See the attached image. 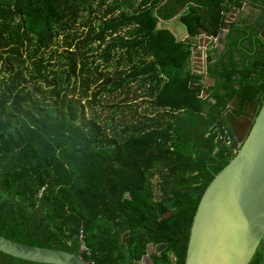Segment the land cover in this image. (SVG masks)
<instances>
[{
    "label": "trees",
    "instance_id": "16d2710c",
    "mask_svg": "<svg viewBox=\"0 0 264 264\" xmlns=\"http://www.w3.org/2000/svg\"><path fill=\"white\" fill-rule=\"evenodd\" d=\"M233 1L188 0L180 40L158 27L169 0H0L1 235L87 264H138L150 245L153 264H184L197 204L240 151L231 121L264 102V22L227 21ZM224 28L208 86L191 48Z\"/></svg>",
    "mask_w": 264,
    "mask_h": 264
},
{
    "label": "water",
    "instance_id": "95a60500",
    "mask_svg": "<svg viewBox=\"0 0 264 264\" xmlns=\"http://www.w3.org/2000/svg\"><path fill=\"white\" fill-rule=\"evenodd\" d=\"M246 3L234 4L229 19L245 14ZM248 107L252 116L240 151L210 181L197 204L184 264H250L264 239V102L261 108L247 103ZM0 251L41 264H87L73 253L25 244L1 234Z\"/></svg>",
    "mask_w": 264,
    "mask_h": 264
},
{
    "label": "flooded vegetation",
    "instance_id": "af4514ba",
    "mask_svg": "<svg viewBox=\"0 0 264 264\" xmlns=\"http://www.w3.org/2000/svg\"><path fill=\"white\" fill-rule=\"evenodd\" d=\"M167 1L168 0H166L165 2H167ZM169 1L174 2V3L177 2V6L175 7L177 12H185L186 9L188 8V6L185 7V5L188 4V0H182L181 2H178V0H169ZM240 1L241 0H234L233 3H230L229 12L227 14L228 18L226 17L227 20H231V19H229V13L231 11L232 6L236 3H239ZM244 1L247 2L246 5H248L250 7V9L247 8V6H246L244 8L245 14H242V13L237 14L239 16L232 18L231 21L240 23V20L243 18L242 16H247L250 19H251V17H253L254 21L259 23L257 26V27H259L260 23L262 22V19L261 18L258 19L259 14H257L256 9L264 8V0H244ZM175 15H177V14H175ZM250 19L246 20L247 24L251 22ZM240 24H243V23L241 22ZM224 30H225V28L223 29V31ZM254 33H255L254 35H256V36L259 34L261 35V31H259V33L256 34V31L254 30ZM262 37L264 39V35H262ZM251 41H253V40L251 39L250 42ZM253 43H254V41H253ZM244 44L246 45L247 48H249V45L247 43H243V45ZM249 105H251V104H249ZM249 110H250L249 107L247 109L244 107V111L246 114L242 115L241 117H235V119L231 123L232 127H233L234 134L236 135L235 136L236 141L239 140L240 142H242L244 140V137H245L247 131H248V128L250 126L251 116H252V113ZM149 250H150V254L148 255V251H147L146 255L143 256L142 260L139 261L138 264H153L151 257L153 255V253L157 250V246H152Z\"/></svg>",
    "mask_w": 264,
    "mask_h": 264
},
{
    "label": "crops",
    "instance_id": "0c3cea01",
    "mask_svg": "<svg viewBox=\"0 0 264 264\" xmlns=\"http://www.w3.org/2000/svg\"><path fill=\"white\" fill-rule=\"evenodd\" d=\"M166 0H163V2H161L160 5H164ZM137 4L139 3V1L136 2ZM247 6V8L250 9V7L248 5L245 4V7ZM244 7V8H245ZM252 8V7H251ZM247 10V9H246ZM186 12V11H185ZM185 12H177V15L173 16V17H170L169 19H166V20H163V19H159L158 20V27H166L168 29H170L172 31V33L174 34L175 37H177V39L179 38L180 40H183L182 38H187V30H186V27L185 25L179 20V16L181 14H184ZM229 12V9L226 11V17L228 18L227 14ZM256 12L257 14H259V18L262 19V22L260 24H262L264 22V19H263V15H264V8H260V9H256ZM178 18V19H177ZM251 22H255L254 21V18L251 17L250 19ZM262 27H256L254 30L256 31V34L259 33V31H261ZM225 30L227 31V34H228V29L225 28ZM224 33L225 31H223L222 34H220V39H219V43L217 45V49H219V53L223 52L225 50V47H226V37H224ZM186 36V37H185ZM201 36V35H200ZM199 36V37H200ZM197 37V39L199 38ZM211 57V60L210 62H212V55L209 56ZM191 59V58H190ZM189 59V60H190ZM194 61H191L189 62V65H188V69L191 71L192 68L190 67V65H192L194 67ZM192 73V71H191ZM203 77V81L205 84H207L208 86L209 85H212L214 83L213 79H211L207 74H204L202 75ZM235 119V118H234ZM232 125V124H231ZM237 142H240V141H237Z\"/></svg>",
    "mask_w": 264,
    "mask_h": 264
},
{
    "label": "built area",
    "instance_id": "2783aa9c",
    "mask_svg": "<svg viewBox=\"0 0 264 264\" xmlns=\"http://www.w3.org/2000/svg\"><path fill=\"white\" fill-rule=\"evenodd\" d=\"M219 39H220L219 36H208L205 34H202L197 39L196 43L194 44V47L191 48V59L192 60H193V58L197 59L196 53L201 52L202 55L199 57L200 62L198 63L199 65H201V68L200 69L193 68L192 69L193 74L194 73L196 75L207 74L208 58H209V56H211V54H208V52L217 47V45L219 43ZM240 147H241V144L239 145V149H240ZM81 237H82V234H81ZM81 251L84 253L86 252L87 254H90V250L84 241H82Z\"/></svg>",
    "mask_w": 264,
    "mask_h": 264
},
{
    "label": "rangeland",
    "instance_id": "374dc122",
    "mask_svg": "<svg viewBox=\"0 0 264 264\" xmlns=\"http://www.w3.org/2000/svg\"><path fill=\"white\" fill-rule=\"evenodd\" d=\"M180 13V12H179ZM177 17H178V15H177ZM178 19V18H177ZM186 37V36H185ZM179 39V38H178ZM182 39H185V38H182ZM202 55V53L201 52H197L196 53V57H197V59H195V58H193V60L192 59H190L191 61H194V67L192 66V65H190V67L193 69V68H197V69H200L201 68V65H199L198 63L200 62V56ZM192 71V70H191ZM98 108H100V107H97L96 109H98ZM117 119V118H116ZM234 119H232V121H233ZM232 121H231V123H232ZM237 141H239V140H237ZM236 152V151H235Z\"/></svg>",
    "mask_w": 264,
    "mask_h": 264
}]
</instances>
